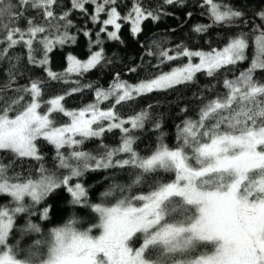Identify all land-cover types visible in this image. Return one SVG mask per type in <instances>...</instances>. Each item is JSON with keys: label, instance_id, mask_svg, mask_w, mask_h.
I'll use <instances>...</instances> for the list:
<instances>
[{"label": "snow or ice", "instance_id": "snow-or-ice-1", "mask_svg": "<svg viewBox=\"0 0 264 264\" xmlns=\"http://www.w3.org/2000/svg\"><path fill=\"white\" fill-rule=\"evenodd\" d=\"M163 2L175 5L183 0ZM120 3L70 0L71 7L57 13L62 0H0V63L6 62L7 77L0 85V154L11 157L8 162L0 158V197L9 199L0 204V264H264V82L255 78L258 70L264 72V9L255 13L260 24L245 31L250 21L241 8L227 0H202L211 24H197L193 31L205 33L219 26L232 32L222 48L170 49L156 44L159 52L147 55L158 54L161 64L182 58L188 62L135 84L117 75L110 88L95 89L96 102L68 109L66 97L93 88L81 86L79 77L108 62L102 33L120 41L123 23H129L139 36L145 21L158 22L164 15L162 8H146L142 0H133L122 15ZM73 12L99 25L95 34L78 30L98 50L90 48L86 60L69 53L67 67L59 73L52 70L51 54L76 43ZM36 16L43 22L37 23ZM18 47L26 50L25 56L13 52ZM250 50V66L234 79L222 80L225 94L203 102L198 119L177 125L174 147L163 142L162 134L150 155L136 151L134 133L151 119V105L127 118L116 106L195 83L200 73L218 78L249 60ZM22 60L43 70L47 79L17 84ZM50 82L74 86L44 100ZM104 101L112 103L101 108ZM56 115L68 122L58 125ZM154 128L160 130L161 124L154 121ZM114 130L121 133L119 144L103 143L105 134ZM90 139L100 141L95 154L83 150ZM41 141L53 146L56 167L64 174L44 166ZM26 160L40 162L37 178L15 170L17 162ZM105 170H111L113 178L125 174L131 180L111 184L101 193V202L93 203L80 180L88 172ZM58 189L69 194L72 206L89 209L98 222L81 228V221L70 217L49 229L46 239L21 248L17 233L21 238L43 235L32 217L49 220V207L35 209ZM109 198L115 202L104 203ZM22 216L27 220L21 227L17 219ZM94 229H99L98 235H93Z\"/></svg>", "mask_w": 264, "mask_h": 264}, {"label": "trees", "instance_id": "trees-1", "mask_svg": "<svg viewBox=\"0 0 264 264\" xmlns=\"http://www.w3.org/2000/svg\"><path fill=\"white\" fill-rule=\"evenodd\" d=\"M227 2L234 4L237 8H241L246 13L245 19L249 20L250 23L245 31H250L251 28L260 24L261 21L255 13L264 9V0H227ZM62 4V8L56 9L57 13L71 7L70 0H62ZM132 4L133 0H122V3L119 5L121 14H127ZM201 4L202 0H183L182 3L175 5L164 4L163 0H142L144 7L153 10L162 8L164 15L161 16L158 22L151 20L145 21L143 23V32L139 36H135L131 32V25L129 23H123L119 32L120 41L110 40L106 34L102 33L100 39L103 41L104 56L108 62L79 77L81 86L91 84L93 88H85L82 92L66 97L64 101L65 106L68 109H79L87 104L96 102L95 89L110 88L117 75H119L120 80L135 84L161 71L168 72L172 68L188 62L186 58H182L161 64L158 54L154 56L147 55L149 51L159 52L156 44L170 49H175L178 45L204 51H208L211 48H222L226 43L225 38L231 37L233 35L232 32H226L219 26L209 28L205 33H196L193 31V27L197 24H211L207 10L201 7ZM88 10L92 12V6H88ZM188 13L192 14L190 18ZM30 15H35V13H31ZM71 18L76 26L72 30L77 35L76 43L59 48L51 54L52 70L59 73L64 72L66 69L67 62L65 57L69 53L81 60H86L90 48L93 51L98 50L90 43L89 37L83 35L82 31L78 30H90L95 34L99 29V25L92 24L88 17L79 12H73ZM36 22L42 23V17L36 16ZM19 26L23 28L25 25L23 22H20ZM109 30H111L110 26ZM95 38V35H93L92 39L94 40ZM153 41L156 43H153ZM13 52L21 57L26 55V50L21 47L14 49ZM40 55L41 53L37 52V57ZM250 59L251 50L249 60L236 65L231 71L225 72L218 78L208 77L200 73L197 74L195 83L180 85L167 92H154L142 96L134 102L126 103L123 106H116V110L120 116L127 118L139 113L141 110L148 109V106L151 105V109H149L151 119L146 123L143 130L134 133L138 137L135 145L136 151L142 156L150 155L159 146L162 134L163 142L168 144L169 147H174L177 143V125H181L187 119H198V113L202 107V103L208 99L215 98L216 94L224 95L226 90L223 87L222 80L224 78L234 79L241 71H244L250 66ZM135 68H137L135 72L130 71ZM19 73L17 84H25L29 80L47 79L46 73L43 70L28 65L25 60H22L19 65ZM255 78L264 82V72L258 70ZM6 79V62L0 63V85ZM71 79L75 80L77 78L72 77ZM73 86L70 83L50 82V86L45 88L43 99L47 100L56 95L63 94ZM111 103L112 101H104L101 104V108H107ZM41 110L43 111V109ZM55 118L58 125L68 122V118L61 115H56ZM154 121H158L161 124L160 130L154 128ZM120 137L121 133L118 130H114L113 132L105 134L103 143L116 146L120 142ZM40 144L41 152L44 156V166L49 171H54L58 175L64 174L65 170L56 167L58 162L53 146L43 141ZM99 145V140L90 139L83 145V150L95 154L100 150ZM65 151L67 152L68 150L66 149ZM0 158L4 159L5 162L11 159L6 154H0ZM39 163L33 160L20 161L17 162L15 170L20 172L24 177L31 176L32 178H37ZM166 176L172 178L170 174H166ZM130 180L131 177L125 174H117L113 178L112 171L105 170L88 172L81 178L80 182L89 189L91 202L96 203L101 202V193L106 191L111 184H127ZM69 201V194L64 189H58L41 205L37 206L35 209L37 212L43 207H49L51 209L49 214L50 218L47 221H43L37 219L35 216L32 217L33 221L40 224L43 228V235L30 234L21 238L20 234L17 233L15 239L20 240L21 248L26 249L30 247L35 239H46L49 229L63 224L70 217L75 216L78 218L81 221L79 225L81 228H86L98 222L95 214L89 209L74 207ZM114 202L112 198L104 201L106 204ZM8 203V198L0 197V204ZM26 220L27 216L19 217L17 219V225L24 226ZM97 231L98 229H94L93 234L97 233Z\"/></svg>", "mask_w": 264, "mask_h": 264}, {"label": "rangeland", "instance_id": "rangeland-1", "mask_svg": "<svg viewBox=\"0 0 264 264\" xmlns=\"http://www.w3.org/2000/svg\"><path fill=\"white\" fill-rule=\"evenodd\" d=\"M110 27H111V26H110ZM111 30H113V29L111 28ZM111 30H110V31H111ZM193 62H194V63H195V62H198V60H195V59H194ZM101 104H102V103H101ZM101 104H100V107H101ZM98 234H99V229H98L97 233H95V234H93V235H98Z\"/></svg>", "mask_w": 264, "mask_h": 264}, {"label": "water", "instance_id": "water-1", "mask_svg": "<svg viewBox=\"0 0 264 264\" xmlns=\"http://www.w3.org/2000/svg\"><path fill=\"white\" fill-rule=\"evenodd\" d=\"M136 70H137V68H135V71H136ZM135 71H134V72H135ZM132 72H133V71H132ZM73 77H75V76H73Z\"/></svg>", "mask_w": 264, "mask_h": 264}]
</instances>
